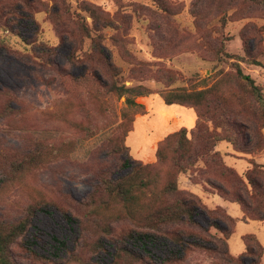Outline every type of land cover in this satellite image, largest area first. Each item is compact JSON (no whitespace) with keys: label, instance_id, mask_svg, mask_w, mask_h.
Here are the masks:
<instances>
[{"label":"trees","instance_id":"obj_1","mask_svg":"<svg viewBox=\"0 0 264 264\" xmlns=\"http://www.w3.org/2000/svg\"><path fill=\"white\" fill-rule=\"evenodd\" d=\"M151 1L162 18L168 21L179 11V7L169 0ZM255 7L264 9V0H194L190 12L199 43L220 60L225 52L221 45L215 47L207 40L213 36V31L202 29L203 12H207L206 17L214 15L224 23L228 11H232L229 19H240ZM78 10L86 16L71 12L66 0H0V30L5 29L19 37L22 21L35 22L34 14L45 12L57 38L61 41L69 39L73 43L68 62L83 67L80 75L57 66L56 47L34 40L23 38L30 49L20 52L9 48L0 39V51L35 70L50 69L55 76L47 82L42 80L46 86L55 79L65 93H69L70 87L83 86L90 91L110 94L117 100L124 98L120 110L121 137L105 141L102 151L106 160L94 173L95 184L91 192L83 201L63 211L64 217L76 225V248L63 259L57 253L65 249V245L57 240V247H53L54 259L35 250L34 240L28 238L32 218L36 211L50 204L36 203L16 218L9 219L0 214V264H96L91 259L102 256L109 249V264H183L188 252L195 249L211 252L223 264H245L244 259L249 260L248 264H259L264 245L253 234L241 237L244 252L240 256L229 254L227 241L234 232V218L224 217L226 228L212 222L222 238L210 237L207 230L200 228L208 239L193 230L198 227L195 222L197 209L205 210L211 219L214 211H207L194 194L179 189L178 177L196 172L203 175L207 187L218 197L238 205L242 222H264V169L251 160L250 168L243 177L239 176L224 164L220 153L215 150L220 142L228 143L234 152L244 155H255L264 150L261 133L264 129V94L261 88L249 76L244 80L236 64L234 72H217L210 84L202 80L200 89H169L168 86L178 80L174 71L160 63L153 64L156 70H150L151 64L138 61L126 49V40L120 33L127 27L125 16L116 12L111 17L86 1L79 3ZM105 29L115 31L111 41L124 61L132 65V77L144 79L148 75L160 82L165 81L168 88L158 93L163 103L190 108L195 113L193 129L182 128L157 143L153 163L132 160L124 144L133 129L135 117L146 114L144 106L136 99L151 95L152 91L143 85L126 87L123 84L121 70L103 44ZM86 39L89 40L88 50L79 58L76 55L78 47ZM241 39L246 58H240V61L260 65L243 35ZM11 95L14 94L8 90H0V96ZM14 101L15 98H10L0 105L1 121L18 112ZM47 150V146L37 141H23L22 148L0 143V191L14 183L28 168L44 166L48 159ZM163 242L173 244V248L167 255L157 257L152 249ZM14 248H19V254H15Z\"/></svg>","mask_w":264,"mask_h":264},{"label":"rangeland","instance_id":"obj_2","mask_svg":"<svg viewBox=\"0 0 264 264\" xmlns=\"http://www.w3.org/2000/svg\"><path fill=\"white\" fill-rule=\"evenodd\" d=\"M81 1L99 7L111 17L116 12L125 16L127 27L120 33L126 40V49L138 61L151 64L150 70H156L153 64L160 63L164 68L174 71L178 80L170 84L169 89H200L202 80L210 84L217 72H234L237 64L243 79L249 76L264 94V9H249L245 17L240 19H229L232 11H228L224 23L214 15L206 17L207 12H203L205 18L202 29L213 31V36L207 40L215 47L221 45L224 54H227L221 55L219 60L199 43L194 17L190 12L194 0H169L179 7L170 21L162 18L151 0H66L71 12H80L78 7ZM81 14L86 16L85 13ZM33 19L35 22H21L20 37L1 29L0 39L9 48L20 52L30 49L23 38L56 47L57 66L73 75H80L83 67L68 62L73 43L69 39L61 41L57 38L45 12L35 13ZM87 21L90 22L89 19ZM114 33L111 29L103 30V44L110 50L115 65L120 68L123 84L126 87L143 85L152 91L150 96L144 98L147 114L139 116L124 143L132 160L150 164L155 161L156 143L182 128L193 129L195 113L190 108L180 106H173L179 114L160 111L163 101L158 93L168 88L167 83L148 75L144 79L132 77V65L124 61L111 41ZM242 35L260 65L240 61V58H246ZM88 47L89 40L86 39L78 47L77 57H82ZM54 76L50 69L35 70L7 52L0 51V90L14 94L0 96V105L15 98L13 105L18 110L10 119L0 120V143L6 147L22 148L23 141H37L48 147V159L44 166L28 168L14 183L2 188L0 214L9 219L16 218L30 205L50 203L34 214L28 238L34 240V248L38 253L50 255L53 259L56 240L63 242L65 249L57 253L63 259L76 248L77 240L76 225L64 217L63 211L83 201L91 192L95 184L94 173L99 164L106 160L102 151L105 141L121 137L120 110L124 98L117 100L110 94L90 91L83 86L70 87L69 93H65L55 79L49 86L43 82L52 80ZM139 98L136 102L141 104ZM261 133L264 136V129ZM215 150L220 153L224 164L233 168L239 176L243 177L250 168L251 160L264 169V150L255 155H244L234 152L225 142L218 143ZM204 179L206 177L197 172L178 177L179 189L194 194L207 211H214L211 219L205 210L197 209L195 222L198 227L193 230L206 236L200 231L202 228L207 230L210 237L222 238L221 232L211 224L214 222L226 228L224 217L230 216L236 220L234 232L227 241L231 256L238 257L244 252L241 237L246 234L255 235L258 242L264 245V222H242L238 205L222 201L215 191L207 187ZM172 248L173 244L163 242L154 247L152 252L162 257ZM107 251L100 257H93L91 261L109 264L111 250ZM14 252L19 254V248H14ZM244 263L248 264L249 260L244 259ZM183 264L223 262L209 251L195 249L188 252ZM259 264H264V255Z\"/></svg>","mask_w":264,"mask_h":264},{"label":"crops","instance_id":"obj_3","mask_svg":"<svg viewBox=\"0 0 264 264\" xmlns=\"http://www.w3.org/2000/svg\"><path fill=\"white\" fill-rule=\"evenodd\" d=\"M150 96V95H149ZM147 97V96H146ZM146 97H140L139 98V102L144 106V108H145V110H146V104L144 103V98H146ZM173 106H177V105H172V106H166L164 103H163V106L161 107V109H160V111H170V112H172V113H176V114H179V112L177 111V110H175L174 108H173ZM181 107V106H180ZM146 114H147V110H146ZM145 114V115H146ZM145 115H142V116H145ZM139 116H141V115H137L136 117H135V119H134V121H133V127H134V124L136 123V121L138 120V118H139ZM131 132V131H130ZM129 132V133H130ZM128 133V134H129ZM126 140V139H125ZM158 143V142H157ZM157 143H156V145H157ZM156 148V147H155ZM217 196V195H216ZM218 197V196H217ZM221 199V198H220ZM222 200V199H221ZM222 201H224V200H222ZM225 202V201H224ZM226 203H228V202H226ZM249 222H254V221H249Z\"/></svg>","mask_w":264,"mask_h":264},{"label":"water","instance_id":"obj_4","mask_svg":"<svg viewBox=\"0 0 264 264\" xmlns=\"http://www.w3.org/2000/svg\"><path fill=\"white\" fill-rule=\"evenodd\" d=\"M246 79V77L244 76V80Z\"/></svg>","mask_w":264,"mask_h":264}]
</instances>
